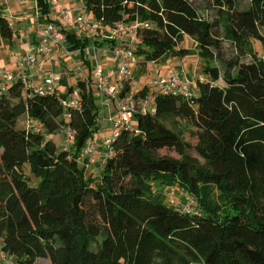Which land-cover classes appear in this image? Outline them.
<instances>
[{"label":"trees","instance_id":"1","mask_svg":"<svg viewBox=\"0 0 264 264\" xmlns=\"http://www.w3.org/2000/svg\"><path fill=\"white\" fill-rule=\"evenodd\" d=\"M215 2L206 16L193 0H84L105 25L150 23L138 29V66L197 54L205 76L189 94L124 81L121 97L139 105L152 94L155 111L136 106L94 164L81 158L100 131L93 79L41 93L19 76L0 94V252L13 264H264V55L248 46L264 41V0ZM0 33L14 35L1 10ZM185 35L195 46L181 45ZM91 39L66 29V47L84 58L89 45L118 43ZM75 91L78 106L64 105ZM65 128L76 133L69 150L50 137Z\"/></svg>","mask_w":264,"mask_h":264},{"label":"built area","instance_id":"2","mask_svg":"<svg viewBox=\"0 0 264 264\" xmlns=\"http://www.w3.org/2000/svg\"><path fill=\"white\" fill-rule=\"evenodd\" d=\"M36 3L38 0H34ZM54 4V10L57 14V21L49 22L41 27L40 38L38 43L20 54L17 61V69L31 70L33 71L38 64L39 59L44 55H49L54 48H62L66 42V29L74 28L80 35L92 36L96 39L100 33L106 37V39L115 40L118 43L111 49V53L116 60V67L113 70L107 71L96 60V65L92 70L91 77L85 76L84 78L89 81L94 80V84L98 89L100 95L111 97L115 100L116 115L113 119V126L119 128L123 125H131L133 113L138 106L142 112L147 113L155 111L154 107V95L149 94L145 98L141 99L139 105H135L132 93H129L125 98L120 96L121 89L124 81L131 79L138 67V57L134 53V45L139 39L138 29L143 26H150L149 22L136 20L133 22L120 21L114 24H103L102 21L94 18L86 12L84 6V0H76L80 3L78 8L68 7L63 3V0H51ZM54 13V14H55ZM28 16H25V19ZM12 25V24H11ZM69 70V69H68ZM30 72V71H29ZM33 73V72H32ZM31 73V77L33 74ZM5 79L15 80L17 74L15 72H5L3 74ZM29 86H33L36 91L44 93L46 91L53 92L56 87L53 84L48 86H34L29 81L30 74L20 75ZM205 76L201 73L195 74L190 77L182 75L179 71H171L167 75L158 73L154 78L148 80V84L156 86L161 92L179 91L184 94H189L192 91V86L195 80H204ZM8 85L2 84L0 87V94L6 91ZM78 93L75 91L68 98L64 99V105L78 106ZM40 130L39 127L36 128ZM65 138L61 143L63 149L69 150L75 141V130L71 128H65ZM117 133L114 132V135ZM111 136V137H112ZM111 137L105 141L106 146L109 145ZM96 151V146L93 140L88 141L85 150L82 153L81 158H85L88 155ZM90 161L91 158H90ZM177 190L171 191V201L177 202L187 211L193 209L194 199L191 196H184L183 202L177 201L175 195ZM0 257L3 259L4 264H13L12 261L0 252Z\"/></svg>","mask_w":264,"mask_h":264},{"label":"crops","instance_id":"3","mask_svg":"<svg viewBox=\"0 0 264 264\" xmlns=\"http://www.w3.org/2000/svg\"><path fill=\"white\" fill-rule=\"evenodd\" d=\"M48 1L50 3V12L48 14H45L42 12V7L40 6V4L34 2L33 0H7V4L9 5L7 9L9 10V15L11 16H8L7 14L6 15L11 20L14 35L12 39H6L0 33V87L4 83L9 85L14 81L12 79H5L3 74L5 72H15L17 76H20L21 74H30L29 81L32 82L34 86L43 85L46 87L50 84H53L61 92H67L68 89L66 90L64 86L73 84L70 81L76 78H80L83 72L91 77L92 70L96 65V60L107 71L114 69L110 60L107 61L108 57L113 58L111 48L107 45L96 47L94 44L89 45L85 49V58L81 56V52L79 49L71 50L66 47L65 44V46L62 48H54L49 55L42 56L38 61L37 67L33 71H20L19 69H17V61L20 57V54L24 53L31 47H34L38 43L41 33V27L46 25L50 21L57 20V14L54 10V4L51 0ZM63 3L68 7L78 8L80 6V3H78L76 0H63ZM1 12L4 13V11ZM26 15L28 16V19H25ZM13 16L15 18H13L12 20L11 18ZM89 38H92L91 40L93 41L95 40V38H93L92 36H89ZM97 38L105 39L106 37L103 36L102 33H100L98 37H96V39ZM114 61L116 62L115 59ZM105 63H108V66H106ZM65 68H69V71L68 73L66 71V74L63 73ZM72 68H76L77 70H71ZM181 69L185 70L186 68L182 67ZM177 70L178 69H176V71ZM159 71L162 74L164 73V70L162 69H160ZM31 73L33 74L32 77ZM186 74H189L190 77L195 76V74L193 75L191 71L186 72ZM64 75L67 76L66 84L63 82V78L65 77ZM92 84L96 89L95 91H97L96 94L98 105L101 107V109H109V112H111V114L109 115L110 117H107L106 115L102 117L103 121L100 120L99 123L100 131L98 134L100 135L96 136L93 139V142L96 146V152L94 153V155H92L91 160L94 164L99 159H102V155L104 152V141L106 139L102 134L103 129L107 125L109 126V129L112 128V121L116 115V106L113 98L100 95L98 89L94 84V80H92ZM29 121L35 122L33 119ZM59 141H63V136ZM61 142L59 143L60 145ZM89 166H91V164Z\"/></svg>","mask_w":264,"mask_h":264},{"label":"rangeland","instance_id":"4","mask_svg":"<svg viewBox=\"0 0 264 264\" xmlns=\"http://www.w3.org/2000/svg\"><path fill=\"white\" fill-rule=\"evenodd\" d=\"M193 1L196 3L197 7L200 9V12L202 15L207 16V13L214 12L216 9L215 0H193ZM7 3H8L7 0H0V10L4 11V14L11 16L9 15V10L7 9L9 6ZM11 19L13 20V17ZM263 33H264V28H263ZM181 45L190 48V47L195 46V41L189 35H185L184 38L182 39ZM248 46L254 49V51H257L259 56L264 55V41L263 40L252 37L248 41ZM134 48H135V45H134ZM250 58H251L250 55H246L244 57V60H249ZM114 59H115L114 57L113 58L108 57L107 61L110 60L112 67L115 69L116 62L114 61ZM105 65L108 66V63H105ZM182 67H185L186 69L182 70L181 69ZM202 67H203V60L197 54H191V55L183 56V57H180L178 55L169 54L167 57H165L164 59H161L156 64H153L152 61H148L145 67H142L141 65H139L135 73L133 74L131 85L134 90L140 89L145 84H147L150 78H154L158 74L160 69L164 70V73H163L164 75L168 74L170 70L178 69L177 71H179L181 74L189 76V74H186V72L191 71L193 75L197 74V72L201 73ZM68 69L69 68H65L63 73L66 74V71L68 73L69 71ZM71 70L76 71L77 69L72 68ZM81 76L84 78L85 76H87V74L83 72ZM77 81H78V78L73 79L70 82H72L73 84L74 83L76 84ZM68 86L69 85L64 86L66 90L68 89ZM101 111L102 112L100 115V120L103 121L102 117L104 115H106L107 117H110L109 115L111 114V112H109L110 111L109 109L104 108V109H101ZM29 120H31V118H28L27 115L22 116L18 121L19 127H22V128L30 127L32 125V122ZM115 131H116V128L113 125L111 129H109V126L107 125L103 129V133L102 132L101 133L104 135V138L107 139V138H110L114 134ZM50 135L56 142H58L62 136H63V140L65 138V133L63 131L54 132V133H51ZM97 135L99 136L100 134H97ZM186 138L193 143L195 142L194 138L189 134H186ZM60 142L61 141H59L58 144ZM162 152L169 153L174 156H178V153L174 150L164 149L162 150ZM88 172L98 173V167L95 165L88 166ZM155 189H157L156 191H162L163 193H165L166 187H163L161 184L155 183ZM177 192L175 194L176 196H177ZM0 261L4 263V261L1 260V258H0ZM37 263L38 264H51V261L49 258L41 257L37 260Z\"/></svg>","mask_w":264,"mask_h":264}]
</instances>
